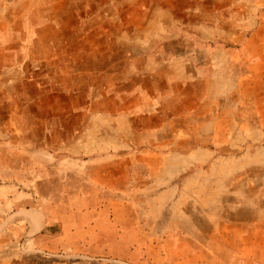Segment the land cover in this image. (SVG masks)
Segmentation results:
<instances>
[{"label": "crops", "instance_id": "0c3cea01", "mask_svg": "<svg viewBox=\"0 0 264 264\" xmlns=\"http://www.w3.org/2000/svg\"><path fill=\"white\" fill-rule=\"evenodd\" d=\"M262 51L264 0H0V134L25 146L42 204L13 211L6 236L47 264H163L131 206L142 156L164 153L149 140L258 106ZM219 234L207 264H244L243 235Z\"/></svg>", "mask_w": 264, "mask_h": 264}, {"label": "rangeland", "instance_id": "374dc122", "mask_svg": "<svg viewBox=\"0 0 264 264\" xmlns=\"http://www.w3.org/2000/svg\"><path fill=\"white\" fill-rule=\"evenodd\" d=\"M258 71V106L250 102V107L246 103L240 105L238 116L230 115L234 104L228 106V122L222 130L207 126L206 112L205 125L197 128L198 135L187 130L188 138L186 133L172 128L163 132V138L158 132L157 138L149 140V146L164 153L142 156V161L150 165L139 176L141 184L148 177V186L133 189L132 194L142 195L143 201L131 206L135 219L145 224L149 242L154 240L156 230L161 232L165 240L163 264H170L173 248L181 252L184 246L183 252L186 248L194 250L197 263L207 264V241L214 248L220 240V229L222 233L238 229L243 235L244 264H264V51ZM32 173L25 146L0 134V264H47L49 260L26 251L6 236L19 209L42 206L32 203L29 197L41 190L35 186ZM161 192L163 195H158ZM157 196H163V201ZM131 231L129 228L122 237L140 238ZM73 242L76 243L75 238ZM138 242L135 241L137 246ZM148 255L155 262V253L148 251Z\"/></svg>", "mask_w": 264, "mask_h": 264}]
</instances>
